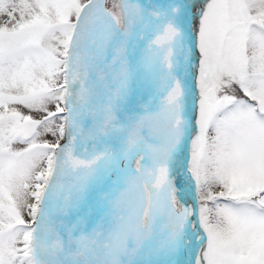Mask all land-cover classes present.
<instances>
[{
	"label": "snow or ice",
	"instance_id": "obj_1",
	"mask_svg": "<svg viewBox=\"0 0 264 264\" xmlns=\"http://www.w3.org/2000/svg\"><path fill=\"white\" fill-rule=\"evenodd\" d=\"M0 264H264V0H0Z\"/></svg>",
	"mask_w": 264,
	"mask_h": 264
}]
</instances>
